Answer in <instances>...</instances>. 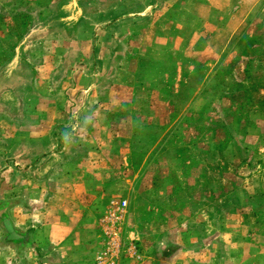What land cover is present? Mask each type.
I'll return each mask as SVG.
<instances>
[{
  "label": "rangeland",
  "instance_id": "obj_1",
  "mask_svg": "<svg viewBox=\"0 0 264 264\" xmlns=\"http://www.w3.org/2000/svg\"><path fill=\"white\" fill-rule=\"evenodd\" d=\"M263 84L264 0H0V264H31V167L121 183L97 258L126 200L117 264H264Z\"/></svg>",
  "mask_w": 264,
  "mask_h": 264
},
{
  "label": "crops",
  "instance_id": "obj_2",
  "mask_svg": "<svg viewBox=\"0 0 264 264\" xmlns=\"http://www.w3.org/2000/svg\"><path fill=\"white\" fill-rule=\"evenodd\" d=\"M228 5L216 8L228 10ZM31 168L44 176L43 195H31V204L39 203L31 206V264H94L102 246L99 209L121 183L100 175L101 167ZM6 202L1 196L0 206Z\"/></svg>",
  "mask_w": 264,
  "mask_h": 264
},
{
  "label": "built area",
  "instance_id": "obj_3",
  "mask_svg": "<svg viewBox=\"0 0 264 264\" xmlns=\"http://www.w3.org/2000/svg\"><path fill=\"white\" fill-rule=\"evenodd\" d=\"M111 210L103 220L104 225L102 226L103 236L107 238V248L102 255H99L97 258V264H117V255L116 253L121 251L125 245L119 240V234L122 232L123 226L120 225V217L116 216L113 213L116 210L125 209L127 206V201H111ZM116 216V217H115ZM119 220V222H118ZM108 225V226H105ZM137 246L131 245L128 249L130 251H136ZM115 253V254H113Z\"/></svg>",
  "mask_w": 264,
  "mask_h": 264
},
{
  "label": "trees",
  "instance_id": "obj_4",
  "mask_svg": "<svg viewBox=\"0 0 264 264\" xmlns=\"http://www.w3.org/2000/svg\"><path fill=\"white\" fill-rule=\"evenodd\" d=\"M248 73H249V72H248V70H247V72H246V74H245V78H247V79H252V78L249 76ZM259 78H260V76H259ZM262 87H264V84L262 85ZM260 88H261V86H260L259 84H257L256 87H255L253 90H254V92H258V91L260 90ZM5 208H6V207H5ZM3 210H4V209H3ZM3 218H5V217H2L1 219H3ZM3 228L6 230V232H8L5 226H3Z\"/></svg>",
  "mask_w": 264,
  "mask_h": 264
},
{
  "label": "water",
  "instance_id": "obj_5",
  "mask_svg": "<svg viewBox=\"0 0 264 264\" xmlns=\"http://www.w3.org/2000/svg\"><path fill=\"white\" fill-rule=\"evenodd\" d=\"M10 230L12 231V229H10ZM11 231H10V232H11ZM13 232H14V231H13Z\"/></svg>",
  "mask_w": 264,
  "mask_h": 264
}]
</instances>
